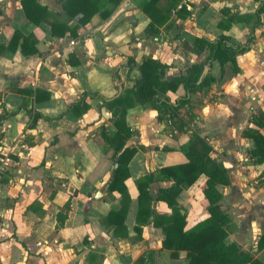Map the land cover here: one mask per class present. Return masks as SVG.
<instances>
[{
	"label": "crops",
	"instance_id": "0c3cea01",
	"mask_svg": "<svg viewBox=\"0 0 264 264\" xmlns=\"http://www.w3.org/2000/svg\"><path fill=\"white\" fill-rule=\"evenodd\" d=\"M147 1L122 0L108 6L107 18L95 14L78 25L80 15L69 19L63 0H36L51 20L77 26L76 36L59 37L47 24L26 19L21 0H0V151H11L9 172L0 182V264H189L186 251L172 256L163 247L172 210L153 199L140 205L136 183L152 171L185 163L181 145L192 133L211 146L210 158L228 178L217 186L229 220L226 242L264 264V245L258 247L264 234V160L250 154L255 142L245 135L264 136V15L258 25L252 16L226 32L232 48L251 36L250 48L235 56L237 72L227 63L220 77L217 62L204 65L214 82L182 105L180 130L176 117L158 118L152 102L140 104L128 93L137 67L146 58L156 60L168 66L169 81L188 65L204 64L208 52L194 53V40L215 42L222 33L217 28L222 8L250 16L256 2L158 0L166 21L147 32L150 19L142 11ZM15 33L28 37L23 47L22 37L12 40ZM183 95L180 87L161 96L173 103ZM82 97L87 108H72ZM196 99L199 107H193ZM128 103L131 135L125 147L134 153L125 167L126 199L108 190L119 152L106 138L116 132L112 113ZM205 181L200 175L191 185L181 184L183 231L209 216ZM172 184L154 179L149 194L153 198ZM124 207L122 218L117 213Z\"/></svg>",
	"mask_w": 264,
	"mask_h": 264
},
{
	"label": "trees",
	"instance_id": "16d2710c",
	"mask_svg": "<svg viewBox=\"0 0 264 264\" xmlns=\"http://www.w3.org/2000/svg\"><path fill=\"white\" fill-rule=\"evenodd\" d=\"M121 1L63 0L61 9L69 19L80 15L77 23L78 25H85L95 14H99L102 19L107 18L111 13L108 6H116ZM255 2L256 9L253 15L250 16L241 17L237 13H232L230 8H222L220 11L222 19L217 24V28L222 33L215 42L211 43L202 38L194 40V53H201L204 50L208 52L204 64L188 65L184 73L180 74L178 78L168 81L164 79V71L168 66L151 58H146L137 67L139 75L130 79L132 88L128 93L140 104L152 102L158 112V118L161 114H164L168 115L170 119H174L180 106L188 104L191 94L209 87L214 82V79L209 75H205L199 80L205 64L211 65L213 62H217L220 77L223 74V66L227 63L231 64L235 72L238 71L235 56L249 50L252 37L249 36L244 44L232 48L229 45L230 37L226 32L229 31L234 23L242 19L249 20L252 16L256 17L255 24L258 25L259 17L264 15V0H255ZM157 3L158 0H149L142 6V11L150 19V23L146 29L147 32L150 29H154V25L162 24L166 21V17L163 16V11L157 7ZM21 7L26 19L36 25L47 24L50 27L52 36L58 35L62 37L67 32L72 36L77 35V26L71 28L67 23H58L56 20H51L46 8L37 3L36 0H21ZM20 37H22L23 47L28 37L15 33L12 40L16 42ZM127 67L130 69L133 67V64L128 62ZM180 87L183 89L184 95L177 97L173 103L170 102L167 96H161L166 91L176 93ZM115 102L116 100H113L111 102H104V104L111 105ZM131 105L132 103H128L125 107L123 106L118 111L112 113L116 132L111 138H106L115 152H119L117 157L118 166L113 172V178L108 185V190L118 191L126 199L129 198L124 185L127 177L125 167L134 153L133 149L125 147V143L131 135L130 128L125 123V114ZM82 106L85 109L87 108L83 102V97L72 108ZM36 118L37 115L35 114L33 123ZM261 118L264 121V114H261ZM254 123L261 125L257 118L254 120ZM182 127L183 124L177 129L181 130ZM245 135L251 137L255 142V148L250 154L256 156L257 160H264V136L259 132L245 133ZM211 149V146L204 138L200 137L197 133H192L188 140L181 145V151L186 158L185 163L162 167L148 173L142 180L137 181L138 203L140 205H143L144 202L148 204L152 199L163 201L172 210L171 224L164 227L165 239L163 241L164 248L172 249V256H175L176 251L184 250L189 259V264H263L256 259H252L250 255L241 251L235 244L226 242V226L229 220L227 215L220 209L221 194L217 186L228 184V178L225 169L210 158ZM200 175L206 177L202 192L208 202L207 212L209 216L193 228L183 231L185 217L181 216L177 204V198L181 193V184L186 182L191 185ZM154 179H171L173 184L168 188L160 189L152 198L148 190L149 185ZM148 208L145 207L144 210H149ZM125 212L126 208L124 207L117 214L123 218ZM263 245L264 234L258 240V247L260 248Z\"/></svg>",
	"mask_w": 264,
	"mask_h": 264
},
{
	"label": "built area",
	"instance_id": "2783aa9c",
	"mask_svg": "<svg viewBox=\"0 0 264 264\" xmlns=\"http://www.w3.org/2000/svg\"><path fill=\"white\" fill-rule=\"evenodd\" d=\"M178 8H180V6ZM70 45H73V42H70ZM9 152L0 151V182L6 177V174L9 172Z\"/></svg>",
	"mask_w": 264,
	"mask_h": 264
},
{
	"label": "rangeland",
	"instance_id": "374dc122",
	"mask_svg": "<svg viewBox=\"0 0 264 264\" xmlns=\"http://www.w3.org/2000/svg\"><path fill=\"white\" fill-rule=\"evenodd\" d=\"M210 67H211V65H210ZM208 68H209V66H208ZM208 71V70H207ZM198 100L196 99V100H193V107H199L200 106V104H198V103H196ZM182 108V106H180V108L177 110V112H176V120H175V124H176V126H179L180 125V123L178 122V119H177V115H180V112H181V109ZM207 111V109H205L204 110V112H206ZM187 115V118H190L191 117V115L190 114H186ZM183 124V123H182ZM177 128V127H176Z\"/></svg>",
	"mask_w": 264,
	"mask_h": 264
},
{
	"label": "water",
	"instance_id": "95a60500",
	"mask_svg": "<svg viewBox=\"0 0 264 264\" xmlns=\"http://www.w3.org/2000/svg\"><path fill=\"white\" fill-rule=\"evenodd\" d=\"M174 31H175V29L173 28L172 31H171V34H173ZM207 70H208V66H205V67L203 68V71H202V73H201V76H200L199 80H201L202 77L206 75Z\"/></svg>",
	"mask_w": 264,
	"mask_h": 264
}]
</instances>
